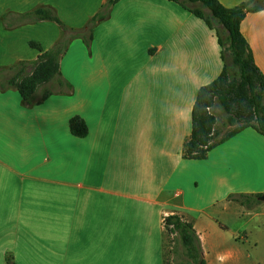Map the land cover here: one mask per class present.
<instances>
[{"label":"crops","instance_id":"0c3cea01","mask_svg":"<svg viewBox=\"0 0 264 264\" xmlns=\"http://www.w3.org/2000/svg\"><path fill=\"white\" fill-rule=\"evenodd\" d=\"M107 2L0 0V70L37 60L31 42L48 51L63 36L55 22L17 17L47 8L78 30ZM241 32L264 75V10L248 14ZM223 67L215 31L191 12L121 0L91 52L78 39L64 56L71 95L29 107L16 89L0 90V264L7 253L15 264H164L173 214L193 222L207 264H245L236 243L252 223L264 236V201L247 210L227 196L264 194V137L249 128L207 160L183 157L198 91ZM76 116L84 138L70 131Z\"/></svg>","mask_w":264,"mask_h":264},{"label":"trees","instance_id":"16d2710c","mask_svg":"<svg viewBox=\"0 0 264 264\" xmlns=\"http://www.w3.org/2000/svg\"><path fill=\"white\" fill-rule=\"evenodd\" d=\"M120 1L108 0L102 10L78 30L66 27L54 11L47 8L17 17L18 24L55 22L63 29V37L48 51L31 42L30 47L41 55L35 61H24L14 68L0 70V90L16 89L29 107L41 105L54 95H71L74 87L61 71L64 56L74 40H81L90 49L95 29L109 19L113 7ZM169 1L179 4L215 31L224 62L221 75L198 91L192 111V133L184 145L183 157L204 161L216 147L249 128L264 137V75L241 32L248 14L264 10V0H249L235 8H226L219 0ZM197 4L201 7H196ZM217 108L227 115L223 125L219 123ZM228 126L235 127L226 130ZM70 131L75 137L84 138L88 128L85 121L76 116L70 120ZM259 197L230 194L228 200L253 209L260 203ZM164 230L175 237L173 254L183 264H207L192 221L178 214L169 215L164 219ZM6 263L15 264L11 253L6 255Z\"/></svg>","mask_w":264,"mask_h":264},{"label":"rangeland","instance_id":"374dc122","mask_svg":"<svg viewBox=\"0 0 264 264\" xmlns=\"http://www.w3.org/2000/svg\"><path fill=\"white\" fill-rule=\"evenodd\" d=\"M196 7H201V6H200V4H197ZM102 8H101V10H102ZM101 10H99V12ZM205 12L208 13L207 10H205ZM59 27L61 28L60 25H59ZM62 31H63V29H62ZM73 42L71 43V45L73 44ZM85 47H86V45H85ZM87 50H88V53L91 52V48L90 49L87 48ZM211 111L213 112V110H211ZM215 111L218 114V118H219L220 125L225 124V122L227 120V115L222 110H220L218 108ZM234 127L235 126H228L226 130H232ZM227 142H225V143H227ZM224 144H222V145H224ZM222 145H220V146H222ZM220 146H218V147H220ZM218 147H216V148H218ZM231 194H237V193H231ZM228 196H227V199H228ZM247 210H251V209H247ZM185 219L186 220H189L188 218H185ZM250 229L252 231V235L249 238H247L246 240H238V242L236 243V246H237L238 250L244 252V254H245L244 263L245 264H264V236L258 234V229H257V227H256V225L254 223H252L250 225ZM156 233L158 234V238H159V236H160L159 235V228H156ZM174 238L175 237L173 235L168 234L164 230L163 236L161 238V246H162V251H163V259H164L163 261H164V264H183L182 261L180 259L178 260V257L177 256H174V254H173L174 241H175ZM232 242H234V240ZM155 244L156 243H154V246H155ZM152 264H159V261L153 259V263Z\"/></svg>","mask_w":264,"mask_h":264},{"label":"water","instance_id":"95a60500","mask_svg":"<svg viewBox=\"0 0 264 264\" xmlns=\"http://www.w3.org/2000/svg\"><path fill=\"white\" fill-rule=\"evenodd\" d=\"M260 201H264V194L259 197Z\"/></svg>","mask_w":264,"mask_h":264}]
</instances>
